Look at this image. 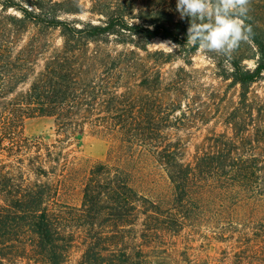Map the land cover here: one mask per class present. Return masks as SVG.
Returning <instances> with one entry per match:
<instances>
[{
    "label": "trees",
    "instance_id": "obj_1",
    "mask_svg": "<svg viewBox=\"0 0 264 264\" xmlns=\"http://www.w3.org/2000/svg\"><path fill=\"white\" fill-rule=\"evenodd\" d=\"M176 3L0 0V264H65L75 249L77 264H144L167 234L203 221L224 240L244 227L264 264V0H251V43L228 63L208 53L218 86L192 68ZM156 39L190 69L165 73L175 54L149 51ZM35 121L57 144L27 134ZM87 132L110 143L107 160L58 146ZM159 172L170 195L154 198L142 186Z\"/></svg>",
    "mask_w": 264,
    "mask_h": 264
},
{
    "label": "rangeland",
    "instance_id": "obj_2",
    "mask_svg": "<svg viewBox=\"0 0 264 264\" xmlns=\"http://www.w3.org/2000/svg\"><path fill=\"white\" fill-rule=\"evenodd\" d=\"M82 20L92 19L89 13L80 16ZM94 20H98L95 18ZM50 41L53 47H60L63 40L58 32L53 33ZM176 45L170 40L156 39L149 45V51H164L165 53H174V61L163 67L165 73L175 71L180 67L187 66L184 62V56L181 54L179 48H173ZM173 48V49H172ZM109 51H122L124 47H115L114 45L108 46ZM248 51V49H246ZM185 54V53H184ZM193 69L199 70L203 73V82L207 85L218 86L220 81L214 76L216 72L215 66L210 60L208 53L198 50L192 58ZM246 64L250 68L255 67V61L248 60ZM187 69H190L187 66ZM226 89V84L223 85ZM255 90L264 95V80L255 86ZM237 95V89H231L229 96L234 97ZM212 125L206 127L201 131L202 134L211 129ZM221 130V127L217 129ZM27 134L31 137H40L46 144H57L56 140L61 139L56 134L51 126H46L44 123L31 122L27 128ZM201 133L195 134V137L202 135ZM198 141V140H197ZM193 143H196L194 141ZM64 149V152L71 157L85 159L92 162L105 161L108 159L110 151V143L100 137L87 132L79 139L69 140L66 139L64 143L58 146ZM191 153H193L194 145L191 144ZM145 192L156 198L160 195L168 196L169 188L165 177L161 172L152 176L149 182L143 186ZM208 222V221H207ZM224 227V226H223ZM222 226L213 228V226L201 222L198 226L190 229H185L180 235L171 236L167 234V238L161 240V244L154 249L148 251L144 264H256L252 258L250 249L254 247L248 246V243L241 242L239 232L244 230V227L238 226L237 233L234 239H222L221 236L216 235L214 231H221ZM215 237V239H213ZM81 258V252L75 249L69 256L65 264H77ZM19 264H27L24 260L20 259Z\"/></svg>",
    "mask_w": 264,
    "mask_h": 264
},
{
    "label": "clouds",
    "instance_id": "obj_3",
    "mask_svg": "<svg viewBox=\"0 0 264 264\" xmlns=\"http://www.w3.org/2000/svg\"><path fill=\"white\" fill-rule=\"evenodd\" d=\"M250 8L251 0H177L176 3L180 19L189 21L186 45L215 53L225 63L233 59L242 44L252 41L253 28L247 23Z\"/></svg>",
    "mask_w": 264,
    "mask_h": 264
}]
</instances>
